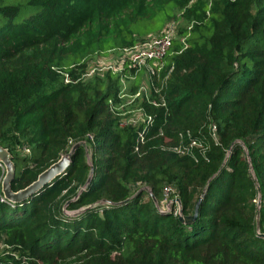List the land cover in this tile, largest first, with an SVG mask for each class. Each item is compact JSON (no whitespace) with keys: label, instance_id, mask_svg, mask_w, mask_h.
<instances>
[{"label":"trees","instance_id":"trees-1","mask_svg":"<svg viewBox=\"0 0 264 264\" xmlns=\"http://www.w3.org/2000/svg\"><path fill=\"white\" fill-rule=\"evenodd\" d=\"M161 14L159 32L186 26L145 122L123 127L130 77H87L89 61L135 47ZM76 144L66 174L21 204L4 198L0 166V264H264V0H0L13 191Z\"/></svg>","mask_w":264,"mask_h":264},{"label":"rangeland","instance_id":"rangeland-1","mask_svg":"<svg viewBox=\"0 0 264 264\" xmlns=\"http://www.w3.org/2000/svg\"><path fill=\"white\" fill-rule=\"evenodd\" d=\"M208 1L211 2L212 0ZM165 18L166 16L164 14H161L154 22L140 29L141 33L148 34V36L146 35L142 38H138V46L142 45L147 40L160 36V34L165 29L173 30L174 39H178L181 36V28L186 26V22L184 21L173 20L169 23H166L163 26L162 31L159 32ZM137 53V50L129 49L124 51H109L106 55L102 56L94 55L89 61V73L86 75L87 77H93L94 75H103L108 70H113L114 72H121L124 73L122 75H128L130 77L129 80L124 79L122 82V103L119 106V110L122 113V125L124 127L127 125L139 126L144 122L145 118L141 108V102L143 98L145 99L146 97H149V95H151V90L153 91V87H156V82L155 84L153 83L154 79L156 76L159 78V73L157 71L160 66L157 62H152L148 64V66L143 64L141 66L135 65L138 62H135L133 60V57ZM127 67H137L138 69H140L138 70L139 75L126 72L125 69ZM150 68H152L155 72L154 75H152ZM138 81L140 82L139 90L136 94H133V87L134 85H138ZM88 158H90V153ZM4 249V245L0 242V253H2Z\"/></svg>","mask_w":264,"mask_h":264},{"label":"water","instance_id":"water-1","mask_svg":"<svg viewBox=\"0 0 264 264\" xmlns=\"http://www.w3.org/2000/svg\"><path fill=\"white\" fill-rule=\"evenodd\" d=\"M79 146H80L79 144H76L67 155L62 156L58 162L54 163L43 173H41L38 179L34 181L31 185L20 191L15 192L12 189V183L16 177V166L13 161V156L8 149L0 145V166H2L5 170V175L1 184L2 194L4 198L8 200L10 203L21 204L28 201L35 195L39 194L45 187L52 184L57 178L66 174V171L71 165V157L75 154ZM92 174H93V169L91 170V175ZM90 182H91V177L88 180V183ZM203 197L204 194L197 202L193 215L184 216L182 214V210L181 209L179 210L178 213L179 220L182 223L186 225H192L197 220L199 215V208L202 203ZM177 202L180 203L179 200ZM258 207L259 208L261 207V201L258 202ZM258 217H259V213H258ZM258 226H259V220H258ZM261 236L264 237V234Z\"/></svg>","mask_w":264,"mask_h":264},{"label":"built area","instance_id":"built-area-1","mask_svg":"<svg viewBox=\"0 0 264 264\" xmlns=\"http://www.w3.org/2000/svg\"><path fill=\"white\" fill-rule=\"evenodd\" d=\"M173 30L169 29V30H163V32L160 34V36L158 37H154L153 39L147 40L145 43H143L142 45L138 44L133 47L130 48V50L134 49L137 50L138 53L133 57V60L135 62H138L135 65H146L148 66V64L150 63H154L157 62L160 66V68H158V73L160 72L163 64L162 61L163 59L166 57V55L169 53L172 45H173ZM129 50V49H126ZM131 68H135L136 70H140L137 67H131ZM151 69V73L152 75L155 74V72L153 71L152 68ZM140 95V94H138ZM145 118V117H144ZM151 118H149L148 121H150ZM145 122V119H144ZM123 126V125H122ZM124 127V126H123ZM139 150V148L137 149Z\"/></svg>","mask_w":264,"mask_h":264}]
</instances>
